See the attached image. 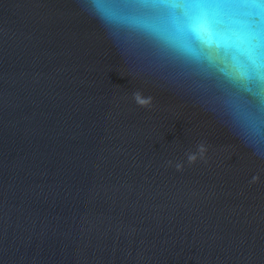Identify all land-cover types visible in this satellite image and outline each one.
Wrapping results in <instances>:
<instances>
[{
	"label": "water",
	"instance_id": "obj_1",
	"mask_svg": "<svg viewBox=\"0 0 264 264\" xmlns=\"http://www.w3.org/2000/svg\"><path fill=\"white\" fill-rule=\"evenodd\" d=\"M87 5L0 0V264H264L236 89Z\"/></svg>",
	"mask_w": 264,
	"mask_h": 264
},
{
	"label": "clouds",
	"instance_id": "obj_2",
	"mask_svg": "<svg viewBox=\"0 0 264 264\" xmlns=\"http://www.w3.org/2000/svg\"><path fill=\"white\" fill-rule=\"evenodd\" d=\"M87 6L112 28L144 36L236 89L242 135L264 148V0H88ZM240 94L253 98L255 110L240 102ZM136 100L143 103L139 94Z\"/></svg>",
	"mask_w": 264,
	"mask_h": 264
}]
</instances>
